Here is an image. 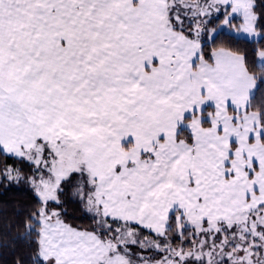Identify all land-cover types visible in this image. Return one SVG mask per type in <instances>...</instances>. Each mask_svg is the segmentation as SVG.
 I'll use <instances>...</instances> for the list:
<instances>
[{
    "label": "snow or ice",
    "instance_id": "6c2138e0",
    "mask_svg": "<svg viewBox=\"0 0 264 264\" xmlns=\"http://www.w3.org/2000/svg\"><path fill=\"white\" fill-rule=\"evenodd\" d=\"M262 84L264 0H0V188L42 208L32 264H264Z\"/></svg>",
    "mask_w": 264,
    "mask_h": 264
},
{
    "label": "trees",
    "instance_id": "16d2710c",
    "mask_svg": "<svg viewBox=\"0 0 264 264\" xmlns=\"http://www.w3.org/2000/svg\"><path fill=\"white\" fill-rule=\"evenodd\" d=\"M228 44L227 39L221 38L213 50H226ZM260 74L255 72V75ZM249 112H264V84L252 94ZM41 209L23 193H4L0 188V264H32L29 257L37 250L40 225H34L29 217Z\"/></svg>",
    "mask_w": 264,
    "mask_h": 264
},
{
    "label": "rangeland",
    "instance_id": "374dc122",
    "mask_svg": "<svg viewBox=\"0 0 264 264\" xmlns=\"http://www.w3.org/2000/svg\"><path fill=\"white\" fill-rule=\"evenodd\" d=\"M252 83H253V81H252ZM255 116H256V113H255ZM69 170H71L70 167L65 168L63 170V172H61L59 168H57L56 171H57V175L59 177L61 175H66L67 171H69ZM49 185H50V187L52 186L51 181H49ZM229 195L232 197L231 200H229V202H228L229 210L223 211V217L226 219V221L228 223L239 222L243 219V217L237 211L239 204L242 202V193H235V192L230 191ZM40 211H42V209ZM37 219H42V217H38ZM215 219H216V216L213 215L212 220L214 221ZM46 227H47V225H45V224L40 225V237H39L40 252H42V254L51 255V253L48 252V250L44 244L45 236L43 235V233L45 232Z\"/></svg>",
    "mask_w": 264,
    "mask_h": 264
},
{
    "label": "crops",
    "instance_id": "0c3cea01",
    "mask_svg": "<svg viewBox=\"0 0 264 264\" xmlns=\"http://www.w3.org/2000/svg\"><path fill=\"white\" fill-rule=\"evenodd\" d=\"M221 51V50H220ZM220 51H216L218 54ZM243 72V66H240V73L242 74ZM252 85V80L251 77L247 76H240L238 81L234 84L235 87V97L237 101L241 104L245 103L248 101V90L251 88ZM223 95V94H222ZM249 116L255 117V113L249 112ZM231 131L233 134L239 136L241 139H243V133L239 132L236 127H232ZM42 254V252H41Z\"/></svg>",
    "mask_w": 264,
    "mask_h": 264
}]
</instances>
